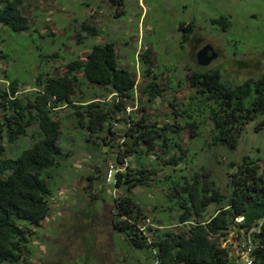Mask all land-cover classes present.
Returning <instances> with one entry per match:
<instances>
[{
  "label": "rangeland",
  "instance_id": "obj_1",
  "mask_svg": "<svg viewBox=\"0 0 264 264\" xmlns=\"http://www.w3.org/2000/svg\"><path fill=\"white\" fill-rule=\"evenodd\" d=\"M21 10L30 22L26 32L1 28L0 89L9 87L2 73L7 69L8 78L18 81L17 98L22 100L32 95L37 75L41 79L62 75L66 63L83 60L95 43L114 45L119 66L136 78L134 97L138 106L147 104V113L160 126L166 120L165 114L172 113L170 102L180 109L190 97L186 81L189 69L217 70L226 82L237 85L258 77L264 68V0H123L122 9L117 0H24ZM223 15L230 20L226 30L212 23ZM191 21L195 26L193 36L182 44L178 26ZM81 26H87L88 31ZM92 26L98 31L96 35L89 34ZM206 46L212 49L207 56L214 51L217 57L203 68L196 54ZM147 52L149 60L142 63ZM146 66L149 70H145ZM153 76L172 89L150 104L140 87ZM77 79L72 95L77 105L96 98L108 99L103 87L86 83L81 74ZM72 111L70 107L52 111L60 124L59 143L66 156L49 184V216L31 230L28 264H156L151 249L131 248L113 226L116 213L112 198L118 193L105 179L106 168L116 163L113 145H109V139L108 147L106 141L96 146L84 142L87 131L75 121ZM199 120L202 118L195 120L201 125L197 128L199 135L190 137L186 133L181 138L183 148L191 149L183 164L186 173L198 172L205 181L212 178L219 192L226 193L229 165L233 162L240 163L247 157L264 168V125L255 129L264 114L245 126L232 148L209 147L211 122ZM27 133L13 144L4 141L3 159H15L41 138L36 125ZM156 162L159 165L149 177L150 182L144 180L146 186L133 188L128 196L146 216L142 231L159 224L178 229L177 210L160 211L172 204L166 197L169 190L154 182H162L174 168L159 159ZM181 167L180 163L175 168ZM92 172L95 180L89 187L86 177ZM213 210L211 207L209 212ZM230 244L232 255L241 253L239 243L232 240Z\"/></svg>",
  "mask_w": 264,
  "mask_h": 264
},
{
  "label": "trees",
  "instance_id": "obj_2",
  "mask_svg": "<svg viewBox=\"0 0 264 264\" xmlns=\"http://www.w3.org/2000/svg\"><path fill=\"white\" fill-rule=\"evenodd\" d=\"M117 2L122 9L123 0ZM23 4L24 0H0V32L1 28L15 33L29 29V18L21 10ZM212 23L222 30L230 26L226 15ZM194 27L193 21L179 24L182 44L192 38ZM81 29L88 31L87 26ZM89 29L91 35L98 32L94 26ZM2 42L1 37L0 45ZM148 52L142 63L149 60ZM7 54H3L6 60ZM64 68L59 76L41 79L37 75L32 95L23 100L17 98L18 81L8 78L7 69L2 71L9 87L0 89V264H28L31 230L49 216V184L66 156L59 143L60 124L52 113L60 107H70L75 121L84 125V142L96 146L106 141L108 147L109 139V145H113L117 171L110 185L118 193L112 198L116 213L113 226L131 248L151 249L156 264H243L242 253H231L230 242L235 240L239 247H252L253 264H264V168L247 157L240 163L233 162L229 165L228 191L222 193L214 179L205 181L198 172L186 173L183 164L191 149L181 143L186 133L190 137L199 135L197 128L201 125L195 120L202 118L199 121L205 119L212 125L208 146L232 148L245 126L264 114V68L258 77L237 85L226 82L217 70L189 69L186 81L191 95L180 109L170 102L172 113L165 114L162 126L147 113V104L126 112V106L134 104L137 81L119 66L112 43L93 44L83 60H72ZM79 74L86 83L103 87L108 99L77 105L72 95ZM171 89L160 84L156 76L140 87L150 104ZM34 125L41 138L15 159H3L4 141L13 144L26 137L27 129ZM263 125L264 120L255 129ZM158 159L174 168L162 182L154 180L169 190L166 197L172 203L160 211L177 210L180 227L167 229L159 224L142 231L146 216L128 192L146 186L144 180L150 182ZM180 163L183 167L175 168ZM86 179L89 187L93 185L95 172ZM236 218L242 220L237 222Z\"/></svg>",
  "mask_w": 264,
  "mask_h": 264
},
{
  "label": "built area",
  "instance_id": "obj_3",
  "mask_svg": "<svg viewBox=\"0 0 264 264\" xmlns=\"http://www.w3.org/2000/svg\"><path fill=\"white\" fill-rule=\"evenodd\" d=\"M136 100L137 98L134 97V103L136 104L135 107L133 106L134 104L126 106L125 109L127 113H131L137 110L138 102H136ZM116 171H117L116 167L113 165V163H111L105 171V179L108 183L112 182ZM238 251L242 253L243 264H253V258H252L253 250L250 245L242 244L240 245V247H238Z\"/></svg>",
  "mask_w": 264,
  "mask_h": 264
},
{
  "label": "water",
  "instance_id": "obj_4",
  "mask_svg": "<svg viewBox=\"0 0 264 264\" xmlns=\"http://www.w3.org/2000/svg\"><path fill=\"white\" fill-rule=\"evenodd\" d=\"M209 50L211 51L212 49L209 46H206L196 54V61L198 65L203 68L207 67L217 57V54L214 51H212L211 55L208 57L207 51Z\"/></svg>",
  "mask_w": 264,
  "mask_h": 264
},
{
  "label": "crops",
  "instance_id": "obj_5",
  "mask_svg": "<svg viewBox=\"0 0 264 264\" xmlns=\"http://www.w3.org/2000/svg\"><path fill=\"white\" fill-rule=\"evenodd\" d=\"M88 51H89V50H88ZM88 51H87V52H88ZM87 52H86V53H87Z\"/></svg>",
  "mask_w": 264,
  "mask_h": 264
}]
</instances>
